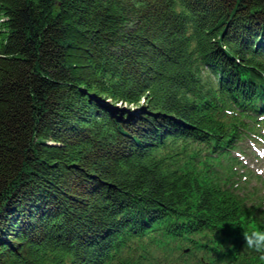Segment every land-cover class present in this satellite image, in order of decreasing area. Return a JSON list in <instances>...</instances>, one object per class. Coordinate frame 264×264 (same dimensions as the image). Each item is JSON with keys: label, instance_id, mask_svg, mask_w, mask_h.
<instances>
[{"label": "trees", "instance_id": "16d2710c", "mask_svg": "<svg viewBox=\"0 0 264 264\" xmlns=\"http://www.w3.org/2000/svg\"><path fill=\"white\" fill-rule=\"evenodd\" d=\"M263 127L264 0H0V264H260Z\"/></svg>", "mask_w": 264, "mask_h": 264}, {"label": "rangeland", "instance_id": "374dc122", "mask_svg": "<svg viewBox=\"0 0 264 264\" xmlns=\"http://www.w3.org/2000/svg\"><path fill=\"white\" fill-rule=\"evenodd\" d=\"M260 129L259 131L262 132ZM259 137V134H255ZM241 148L244 153V165L247 166L249 172L253 175V180L257 182L264 181V139H257L255 137H250L246 139Z\"/></svg>", "mask_w": 264, "mask_h": 264}, {"label": "clouds", "instance_id": "9594fccd", "mask_svg": "<svg viewBox=\"0 0 264 264\" xmlns=\"http://www.w3.org/2000/svg\"><path fill=\"white\" fill-rule=\"evenodd\" d=\"M245 245L258 254L260 264H264V230L252 229L243 233Z\"/></svg>", "mask_w": 264, "mask_h": 264}]
</instances>
